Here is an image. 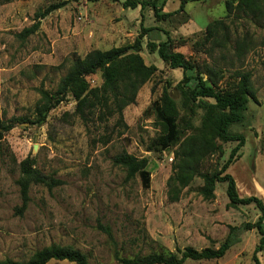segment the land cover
<instances>
[{"label": "rangeland", "instance_id": "obj_1", "mask_svg": "<svg viewBox=\"0 0 264 264\" xmlns=\"http://www.w3.org/2000/svg\"><path fill=\"white\" fill-rule=\"evenodd\" d=\"M68 0H12L0 5V120L14 126L0 143V261L10 258L25 261L49 245L72 246L87 256L90 264H119L118 258L147 255L151 252L177 253L187 247L195 250L217 248L228 234L229 226L239 227L257 221L260 212L252 204L229 207L226 184L217 183L212 200L199 195L202 180L194 178L177 202L167 199L166 182L172 174L174 147L148 151L151 140L160 133L155 116H143L166 87L177 112L179 141L200 125L203 111L191 112L177 84L180 69L171 70L150 54L147 41H162L167 32L172 50L200 68L214 65L221 71L216 84L228 90L237 82V72L249 71L256 101L249 100L242 122L230 127L231 133L244 137V145L226 173L235 180L238 195L255 196L264 205V3L260 19L232 10L229 0L187 1L182 12H175L180 0H170L157 20L151 10L124 9V0H98L68 3L40 19L38 31L20 40L17 35L34 23V15L51 4ZM237 0L233 2V6ZM225 19L229 44L201 48L205 29L214 20ZM144 28L140 55L146 65L157 71L138 91L134 104L124 108L123 124L117 115L99 121L83 122L74 115L75 102L67 96L38 126L35 108L40 91L55 93L71 62L92 50H109L132 44ZM241 43L239 54L234 53ZM206 78V76H204ZM99 86V73L87 78ZM212 103V100H209ZM221 150L201 161L200 171L219 169L235 143H220ZM125 151L148 160L150 184L143 188L138 176L125 181V170L112 163ZM26 157L45 176L60 184L48 190L31 185L26 210L21 205L18 164ZM108 226L112 239L99 229ZM237 243L217 260L186 261L183 264H253L252 256L260 235L255 229L239 230ZM264 264V249L257 254ZM47 264H74L50 261Z\"/></svg>", "mask_w": 264, "mask_h": 264}, {"label": "trees", "instance_id": "obj_2", "mask_svg": "<svg viewBox=\"0 0 264 264\" xmlns=\"http://www.w3.org/2000/svg\"><path fill=\"white\" fill-rule=\"evenodd\" d=\"M12 0H0V5L10 3ZM79 3L81 1L96 2L98 0H68ZM68 1L55 3L47 6L43 11L34 15V23L24 28L17 37L25 40L35 34L40 26V19H44L54 10L64 7ZM118 1V0H113ZM170 0H124L122 8L135 10L139 8L142 19V11L149 9L154 18L163 20L171 13H161L166 3ZM187 1L200 0H180L178 9L175 12H182ZM229 0L226 3L228 19L232 10H235L234 18H240L241 14L251 19H260L264 0ZM225 19L214 20L205 29V37L202 43L195 42L193 47L201 48L205 43H210L212 47L224 48L229 44V28L224 23ZM141 32L132 44L114 47L109 50H92L83 58H76L71 62L67 73L60 79L57 90L53 94L40 91L41 98L36 104V121L34 124L42 125L48 113L62 103L67 96L74 102V115L83 122L95 118L102 121L117 115V122L123 124L122 112L125 107L134 104L139 89L148 82L156 73L157 69L153 65H146L140 55L142 50L141 40L153 31L161 32L160 29L149 27L144 28L140 24ZM165 40L147 41L146 48L150 54H157L159 59L171 70L180 69L182 78L177 84L178 90L182 93L184 105L191 112L194 109L203 111L199 127L195 131L179 141V132L176 124L177 112L174 102L171 99L167 88L164 87L159 100L152 102L151 106L143 112V116H155L160 133L151 140L148 151L160 152L174 147L173 163L171 165L172 174L166 182L167 199L169 202H177L182 196V191L190 182L198 177L202 180V187L199 195L204 200H212L215 197L214 191L217 183H225V194L229 207L254 205L260 215L254 223H244L239 227L229 226L228 234L217 248H204L200 251L187 247L177 253L151 252L147 255H134L132 257L118 258L119 264H183L186 261H207L222 258L226 252L238 241L236 233L239 230H253L261 236L258 245L255 247L252 260L253 264H259L257 254L264 249V205L255 196L238 195L237 186L233 177L226 173L228 167L237 158V153L244 145V137L240 134L231 133L230 127L242 122L244 112L249 100L256 101L255 93L251 85V73L249 71L237 72V82L228 90H219L216 84L221 77V71L214 65H204L199 67L182 53L172 50L171 39L167 32H162ZM205 42V43H204ZM243 44L236 43L234 53L239 54ZM99 73L101 84L90 86L87 78ZM206 76V78H204ZM209 100L213 102L210 103ZM14 126L10 122L0 120V143L4 141V136ZM220 143H235L231 149L227 160L219 169L211 172H201V161L206 157L219 152ZM115 166L125 170V181H130L136 176L139 177L143 188H148L150 184V172L147 169L148 160L146 158H136L126 153L116 155L112 159ZM19 178L16 184L19 188L21 205L15 209L21 215L29 203V189L31 185H43L48 190L60 184L52 177L42 175L35 167L30 157H26L18 164ZM109 239H112L108 226L97 225ZM50 261H67L74 264H90L87 256L72 246L49 245L34 251L25 261H14L5 258L0 264H47Z\"/></svg>", "mask_w": 264, "mask_h": 264}]
</instances>
